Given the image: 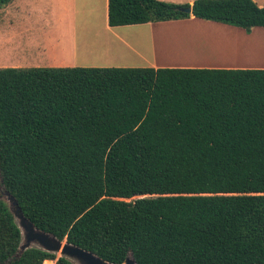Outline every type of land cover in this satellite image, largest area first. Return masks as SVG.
I'll return each instance as SVG.
<instances>
[{"label":"trees","instance_id":"trees-1","mask_svg":"<svg viewBox=\"0 0 264 264\" xmlns=\"http://www.w3.org/2000/svg\"><path fill=\"white\" fill-rule=\"evenodd\" d=\"M186 6L108 0V23L264 27L254 0ZM0 182L109 262L264 264V68L0 67ZM21 239L0 194V264H75Z\"/></svg>","mask_w":264,"mask_h":264},{"label":"crops","instance_id":"crops-1","mask_svg":"<svg viewBox=\"0 0 264 264\" xmlns=\"http://www.w3.org/2000/svg\"><path fill=\"white\" fill-rule=\"evenodd\" d=\"M165 1L191 6L194 0ZM254 1L264 6V0ZM0 14L7 35L1 39L3 45H13L14 26L17 31L32 27L49 31L45 37L27 42L37 52L49 48L57 53L55 61L41 64L34 60L35 67L264 68L263 38L254 35L258 31L264 37L263 26L246 32L192 14L187 18L111 26L108 0H11ZM22 65L9 62L1 67Z\"/></svg>","mask_w":264,"mask_h":264},{"label":"water","instance_id":"water-1","mask_svg":"<svg viewBox=\"0 0 264 264\" xmlns=\"http://www.w3.org/2000/svg\"><path fill=\"white\" fill-rule=\"evenodd\" d=\"M180 10L191 13L192 8L191 6H186L181 7ZM4 195L21 229L22 239L20 250L36 245L45 251L53 252L55 254L59 253L58 256H65L75 264H136V261L132 256H127L122 263L109 262L92 251L68 242L66 238L58 239L52 233L36 228L33 222L23 213L17 198L8 190H4ZM46 261L53 260L46 259Z\"/></svg>","mask_w":264,"mask_h":264},{"label":"rangeland","instance_id":"rangeland-1","mask_svg":"<svg viewBox=\"0 0 264 264\" xmlns=\"http://www.w3.org/2000/svg\"><path fill=\"white\" fill-rule=\"evenodd\" d=\"M5 7L6 5L1 6L0 11L2 8L4 9ZM0 22H1L0 23V67L4 66V64H7L9 62L23 64L22 67H35L34 60H38L39 63L41 64L45 63L43 61H55L53 60V56H57L56 55L57 53L52 52L49 48H46V50H43L41 52H37L35 50H32L27 43L29 40L35 41L37 38L45 37L46 33L49 31L38 30L36 28L34 29L33 27L29 30L17 31L16 26H14V29L11 30V33L13 34L12 36L13 45L12 46L8 44L3 45L2 43L3 40L1 39L5 38V36L7 37V35L5 33L6 25H2L4 21L1 14H0ZM254 35L256 36V38L260 35L261 37L259 38H263L262 41L264 43V37L261 34H259L258 31H255ZM241 42L242 44L245 43L243 39L241 40ZM250 42H254V41H250ZM43 67H49V66H43ZM52 67H56V66H52ZM0 194L5 199L4 188L1 182H0ZM56 255L58 256L59 253H57Z\"/></svg>","mask_w":264,"mask_h":264},{"label":"bare ground","instance_id":"bare-ground-1","mask_svg":"<svg viewBox=\"0 0 264 264\" xmlns=\"http://www.w3.org/2000/svg\"><path fill=\"white\" fill-rule=\"evenodd\" d=\"M170 42V41H169ZM196 43V42H195ZM183 48V47H182ZM178 49V48H177ZM184 49V48H183ZM175 50V49H174ZM175 53V52H174Z\"/></svg>","mask_w":264,"mask_h":264}]
</instances>
